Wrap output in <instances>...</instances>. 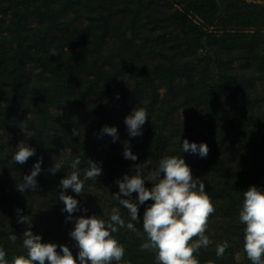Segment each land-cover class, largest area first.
Wrapping results in <instances>:
<instances>
[{
    "label": "trees",
    "instance_id": "1",
    "mask_svg": "<svg viewBox=\"0 0 264 264\" xmlns=\"http://www.w3.org/2000/svg\"><path fill=\"white\" fill-rule=\"evenodd\" d=\"M173 2L0 0V247L7 259L26 254L29 225L18 222L20 216L32 217L31 231L42 243L66 245L77 257L69 235L75 219L120 207L128 222L127 210L112 198L116 181L134 175L136 164L148 160L155 168L164 155H176L194 178L199 171L216 209L206 233L213 243L196 253L200 264H251L238 216L244 191H264V6ZM137 107L146 108L149 119L142 135L131 137L124 121ZM185 108H200L205 116L175 121ZM25 125L29 135L20 129ZM104 126L117 129L115 140L101 133ZM74 128L81 134L73 136ZM184 139L207 144L208 155L182 152ZM22 141L35 155L18 164L13 155ZM126 146L137 160L124 157ZM77 156L84 193L66 191L78 201L67 220L60 181ZM41 157L38 187L21 193L17 185ZM54 161L63 168L52 173ZM88 161L102 169L96 180L84 176ZM137 195L121 198L138 203ZM151 203L138 205L140 221L133 223L139 234L126 228L113 234L129 264H156L154 253L140 251L143 213ZM41 213L48 222L38 229ZM224 241L230 246L217 257L216 244Z\"/></svg>",
    "mask_w": 264,
    "mask_h": 264
},
{
    "label": "clouds",
    "instance_id": "2",
    "mask_svg": "<svg viewBox=\"0 0 264 264\" xmlns=\"http://www.w3.org/2000/svg\"><path fill=\"white\" fill-rule=\"evenodd\" d=\"M149 119L144 107L133 109L132 114L125 118V124L129 136L142 135L141 129ZM20 129L29 135L27 126ZM102 134L117 138L115 127L104 126ZM80 130L74 128L72 135H80ZM182 152L199 153L206 157L209 152L207 144L189 143L184 139L181 144ZM35 155V149L26 146L22 141L14 152L15 163L24 164ZM124 157L137 160L130 147H125ZM42 157L34 165L31 173L25 175L18 190L23 193L27 190H35L38 187L37 177L41 172ZM82 163L79 156L70 161L72 171L60 181L62 189L58 199L63 202L65 211L69 214L67 220H72V213L77 211L78 201L66 191L71 189L76 194L84 193V181L80 178L78 165ZM89 167L84 169L86 179L96 180L101 175L102 169L92 161H88ZM151 161L135 165L134 175H124L117 180L119 192L112 195L119 205L127 210L130 220L128 222L121 215L120 207H113L110 213L103 216H80L75 219L74 229L69 233L78 247L77 257L73 256L69 247L56 243H42L41 236L31 231V216H20L18 222L29 225L23 232L22 247L26 254H18L7 259L6 251L0 247V264H129L124 260L125 247L113 235L121 228L137 233L136 221H140L138 205L146 201H152L145 209L142 218V228L145 239L140 245V251H148L155 254L156 264H200L196 253L203 247L212 244L206 234L209 227V218L216 209L212 198L205 191V183L194 178L192 170L181 156L164 155L155 168H149ZM62 167L61 163L54 161L51 172L55 173ZM148 181L151 188L145 186ZM137 193L138 203L131 199ZM21 210L17 209L19 214ZM86 211V209H85ZM107 215V219L104 218ZM239 222L244 225L243 250L251 264H264V191L256 186H251L243 192V201L238 216ZM67 222V221H66ZM15 243L17 236L8 237ZM227 241L216 244V256L222 257L229 247ZM59 248V251L57 250ZM207 264H213L208 261Z\"/></svg>",
    "mask_w": 264,
    "mask_h": 264
},
{
    "label": "rangeland",
    "instance_id": "3",
    "mask_svg": "<svg viewBox=\"0 0 264 264\" xmlns=\"http://www.w3.org/2000/svg\"><path fill=\"white\" fill-rule=\"evenodd\" d=\"M239 2H244L246 4H259L261 6H264V0H238ZM162 3H165V4H173V0H162ZM175 7L177 6V4H174ZM112 47V48H111ZM109 49L112 53H116V51L118 50V45L116 47H114V45H112ZM108 49V50H109ZM239 64L237 63L236 66H238ZM120 80H122L121 78H119V80L117 82H120ZM258 84H260L258 81H257ZM116 85V83L114 84V86ZM205 116V112L200 109V108H196V109H180L176 115L174 116L175 117V121H178L179 123L183 122L184 120H188L189 118H195V119H198V118H203ZM70 151V150H69ZM61 152V151H60ZM61 154H63L62 156H60V160H62L63 162L67 161V157L68 155L64 154V152H61ZM65 164V163H63ZM62 173L63 175L65 174H68L70 173L68 168H64L62 170ZM198 173L199 171H195V174H196V178H198ZM203 174V173H202ZM47 219H48V215H46L45 217L42 216V213L39 215L38 219L36 220L37 222H35L36 224V227L38 229L42 228L44 225L47 224ZM238 259L240 260L241 259V255H238Z\"/></svg>",
    "mask_w": 264,
    "mask_h": 264
}]
</instances>
